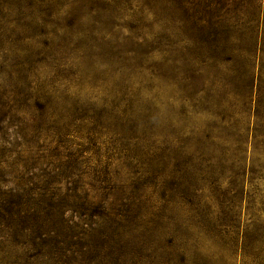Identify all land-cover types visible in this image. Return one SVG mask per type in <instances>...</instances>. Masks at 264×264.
<instances>
[{"label":"rangeland","instance_id":"rangeland-1","mask_svg":"<svg viewBox=\"0 0 264 264\" xmlns=\"http://www.w3.org/2000/svg\"><path fill=\"white\" fill-rule=\"evenodd\" d=\"M263 155L264 0H0V264H264Z\"/></svg>","mask_w":264,"mask_h":264},{"label":"trees","instance_id":"trees-1","mask_svg":"<svg viewBox=\"0 0 264 264\" xmlns=\"http://www.w3.org/2000/svg\"><path fill=\"white\" fill-rule=\"evenodd\" d=\"M44 2H45V0H44ZM261 158H263L264 159V155L263 156H260ZM263 164H264V161H263ZM260 169H261V173H264V168H262V166L260 167ZM262 178H258V180H261ZM260 255H257L256 256V259H260ZM264 258V257H263Z\"/></svg>","mask_w":264,"mask_h":264}]
</instances>
